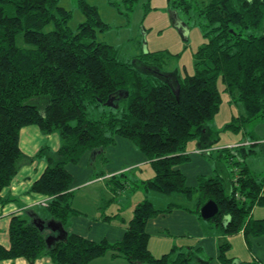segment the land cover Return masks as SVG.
<instances>
[{
	"label": "trees",
	"instance_id": "16d2710c",
	"mask_svg": "<svg viewBox=\"0 0 264 264\" xmlns=\"http://www.w3.org/2000/svg\"><path fill=\"white\" fill-rule=\"evenodd\" d=\"M193 4L175 0L173 7L189 11ZM78 6L86 18L72 28L73 10L60 0H0V202L7 200L1 192L27 158L20 147L21 129L33 124L45 134L58 133L60 145L38 150L34 157H45L48 164L30 190L51 196L46 208L66 230L78 213L67 164L78 163L89 150L103 155L117 135L131 139L155 170L135 188L188 197L196 191L198 202L195 209L175 202L158 207L145 197L115 242L67 230L63 239L49 245L47 236L53 232L37 224V215L15 214L9 226L10 246L0 243V261L24 257L35 262L47 255L54 264H90L110 252L129 264H192L195 258L196 264H209L199 257L202 247L175 244L159 257L149 249L148 220L185 208L221 234L217 256L221 263L243 264L229 255V237L241 231L246 240L264 234V217L254 216L255 207L264 205V181L245 163V155L255 151L259 140L247 126L264 122V0H211L201 7L204 41L194 53V72L185 77L176 72V82L163 77L168 74L160 68V77L148 70L149 51L134 62L120 59L112 44L98 39V29L109 26L98 7L87 0H78ZM153 55L156 62L158 54ZM225 95L242 104L244 111L223 128L243 130L250 141L212 152L219 140L216 132L201 143L215 172L200 175L198 185L191 186L179 165L190 160L186 153L190 140L210 136L208 123L219 113ZM109 98L117 106L107 105ZM100 107L104 109L96 115L93 110ZM208 199L218 203L219 212L204 219L200 209ZM108 205L104 202L102 207ZM249 263L262 264L254 257Z\"/></svg>",
	"mask_w": 264,
	"mask_h": 264
},
{
	"label": "crops",
	"instance_id": "0c3cea01",
	"mask_svg": "<svg viewBox=\"0 0 264 264\" xmlns=\"http://www.w3.org/2000/svg\"><path fill=\"white\" fill-rule=\"evenodd\" d=\"M186 30L188 28L185 26ZM230 101H233L231 97L225 95L222 106L225 102L229 104ZM241 111L243 112L244 109L241 108ZM209 123L210 136L205 140H201L198 137L190 140L186 148V153L189 155L190 160L179 165L187 177V183L191 186L198 184L200 175H212L215 172L214 163L203 153L205 146L201 145V143L209 142L216 132L219 133V140L212 146V152L216 148H221V146H232L241 143L248 144L250 141L249 138H241L221 142L220 133L222 130L213 129ZM253 123L255 124L254 134L259 137V140L254 146L255 151L245 155V163L248 165L251 173L260 179L262 178L264 181V122L257 120ZM19 142L27 158L21 162L18 173L11 183L4 187L1 192L2 198L7 200L0 202V243L6 247L10 246L9 226L13 215L23 214L31 217L37 215V218L41 217L44 220L51 218L46 208L47 206H43L42 202L43 200H51V196L33 192L30 188L42 175L48 164L45 157L34 156L44 145H48L53 150H56L60 145V138L58 133L45 134L37 125L33 124L24 126L21 129ZM104 157L107 159L105 160ZM67 169L73 175L70 190L74 194L72 197L73 206L78 210V213L72 215L69 219L67 230L98 241L103 238L111 242L120 240L128 227L130 219L133 217L135 204L144 198L145 192L138 190L133 196L130 194V197L134 201H132L127 210L122 209L120 205V207L116 205L102 207L100 202L101 193L107 191V181L109 178L124 172L134 171L136 175L140 172L141 174L137 176L142 180L153 177L155 170L146 155L131 139L117 135L116 142L108 145L104 149L103 155L101 151L89 150L83 154L78 163H68ZM97 172H99V175H97ZM171 195L172 193L166 194L154 190L149 192L150 199L158 207H164L166 203L174 202L170 201ZM177 195L183 198V201L178 202H190L181 192L177 193ZM191 202L193 204L186 206L195 209L196 202H198L197 198ZM107 215L109 218L105 217ZM254 216L264 217V205L255 207ZM146 228L151 237H149L150 241L148 243L150 250L153 249L154 245L158 244L161 248L169 247L172 243L176 242L173 236L177 237L179 235L184 237L183 240L186 244L202 247V250L215 245L217 251L214 254H219L218 245L221 234L215 233L211 228V223L204 222L195 211L185 208H175L170 212L161 213L157 217L149 219ZM46 233H49V230ZM235 236H237V240L235 241L241 240L246 247H249V250L253 251V254L250 253L249 258L254 257L264 264V234L250 236L249 240H246L242 231L236 233ZM182 246L185 245L183 244ZM200 252L202 253V251ZM25 259L19 257L1 260L0 264H30ZM37 261V264H54L52 259L47 255L40 257ZM213 264L223 263L215 259L213 260Z\"/></svg>",
	"mask_w": 264,
	"mask_h": 264
},
{
	"label": "rangeland",
	"instance_id": "374dc122",
	"mask_svg": "<svg viewBox=\"0 0 264 264\" xmlns=\"http://www.w3.org/2000/svg\"><path fill=\"white\" fill-rule=\"evenodd\" d=\"M87 1L98 7L102 20L109 25L103 30L98 29V39L112 44L116 48L120 59L124 61L132 60L134 62L136 58H142L140 55L146 51V42L147 49L150 53L146 55V59L151 64L148 70L153 72L154 75L156 74L160 77L163 75H161L160 72H167L168 76L163 75V77H169L176 82V72H178L181 77H185L187 74H192L194 72V53L198 46L204 41L200 23L203 20V16L201 15L200 10L201 7L204 8V6H206L211 0H191L194 4L189 11H183L180 8L173 7L175 0ZM60 4L73 10V17L70 21L72 28H76L80 22L85 20V15L79 9L78 0H60ZM202 22H204V20ZM182 23H186L188 30L185 31V25ZM186 34L187 37L185 36ZM153 53L158 54L157 56L159 59L156 58V62L154 61L155 54L153 55ZM156 63L160 65H157ZM128 101V99L123 100L121 106H124ZM241 108H243L242 104H236V101H230L229 104L225 102L220 113L217 114L214 119L209 121V124L213 129L222 130L220 133L221 142L247 137L243 130L234 132L231 130H225L223 127L221 128L224 123L226 124L230 122L234 115H239V113L242 112ZM102 109H104V107L93 110V112L96 114L98 110ZM253 122L248 124L247 128L249 130L255 129V124ZM248 136L250 137L249 134ZM138 174L141 173L139 172ZM137 175L134 174L133 171L125 174L121 173L117 177L109 178L107 181V191L101 193V204L104 205V202H108L109 205L107 207L120 205L122 209L124 208V210H127L132 201H134L130 196H133L138 190L145 192V196L142 200H144L145 197L150 199L149 192H152V190L147 191L142 187H134L135 183L142 180ZM119 180L122 183L120 182L121 185L118 186ZM125 182L127 183L124 185L123 183ZM195 192L196 191H193L191 197L182 193L190 202H178L183 201V198L177 195L179 192H173L170 201H174L183 206L191 205L193 204L191 201L195 199ZM170 203L171 202H168L166 205ZM235 235L236 234H233L229 237L232 245L228 253L230 256H235L237 259L243 260V264H246L249 262V255L250 253L253 254V251L251 249L249 250V247H246L241 240L235 241L238 236ZM173 239L176 242L172 243L167 248H161L159 244L154 245L153 249H151L152 253L159 257L170 251L175 244L179 246H182L183 244L185 246L190 245L184 242L183 236H173ZM200 251H202V253H199V257L204 260H210V264H213V260L217 259L218 253L217 255L214 254L217 251L215 245L209 246ZM38 259H36L35 262H30L27 259L25 260L30 264H37ZM196 259L197 258L194 259L195 261H193L192 264L197 263L198 260L196 261ZM90 264H129V262L123 257H112L110 252H107L105 255L92 261Z\"/></svg>",
	"mask_w": 264,
	"mask_h": 264
},
{
	"label": "water",
	"instance_id": "95a60500",
	"mask_svg": "<svg viewBox=\"0 0 264 264\" xmlns=\"http://www.w3.org/2000/svg\"><path fill=\"white\" fill-rule=\"evenodd\" d=\"M186 26V24H184ZM187 28V26H186ZM187 37V34L185 35ZM145 47H146V52L148 51L147 49V44L145 42ZM107 105L110 106H117L112 98H109L106 102ZM96 151V150H94ZM219 212V205L214 199H208L200 209L201 216L204 219H211L213 218L217 213ZM40 221H36L38 225L42 226V229L48 228L50 229L53 233L49 234L47 236V242L50 245L52 242H54L57 239H63L66 236V229L63 227V224L60 221H57L54 218H50L49 220H44L42 218H39Z\"/></svg>",
	"mask_w": 264,
	"mask_h": 264
},
{
	"label": "built area",
	"instance_id": "2783aa9c",
	"mask_svg": "<svg viewBox=\"0 0 264 264\" xmlns=\"http://www.w3.org/2000/svg\"><path fill=\"white\" fill-rule=\"evenodd\" d=\"M236 145H238V144H235V145H232V146H236ZM42 202H43L44 205H48L49 199L48 200H43Z\"/></svg>",
	"mask_w": 264,
	"mask_h": 264
}]
</instances>
